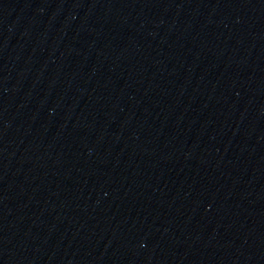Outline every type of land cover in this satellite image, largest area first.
Listing matches in <instances>:
<instances>
[{"label": "water", "instance_id": "water-1", "mask_svg": "<svg viewBox=\"0 0 264 264\" xmlns=\"http://www.w3.org/2000/svg\"><path fill=\"white\" fill-rule=\"evenodd\" d=\"M0 264H264V0H0Z\"/></svg>", "mask_w": 264, "mask_h": 264}]
</instances>
